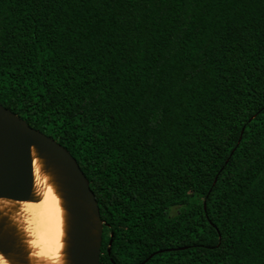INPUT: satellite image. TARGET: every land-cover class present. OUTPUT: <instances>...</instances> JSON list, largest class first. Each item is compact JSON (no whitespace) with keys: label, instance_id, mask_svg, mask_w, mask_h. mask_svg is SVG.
Listing matches in <instances>:
<instances>
[{"label":"trees","instance_id":"obj_1","mask_svg":"<svg viewBox=\"0 0 264 264\" xmlns=\"http://www.w3.org/2000/svg\"><path fill=\"white\" fill-rule=\"evenodd\" d=\"M0 104L79 164L100 264H264V0H0Z\"/></svg>","mask_w":264,"mask_h":264},{"label":"water","instance_id":"obj_2","mask_svg":"<svg viewBox=\"0 0 264 264\" xmlns=\"http://www.w3.org/2000/svg\"><path fill=\"white\" fill-rule=\"evenodd\" d=\"M33 149L66 209L65 264H100L103 221L79 164L56 140L31 128L0 104V198L37 199L32 192ZM0 253L11 264H30L29 252L17 227L2 212Z\"/></svg>","mask_w":264,"mask_h":264},{"label":"bare ground","instance_id":"obj_3","mask_svg":"<svg viewBox=\"0 0 264 264\" xmlns=\"http://www.w3.org/2000/svg\"><path fill=\"white\" fill-rule=\"evenodd\" d=\"M33 156L35 201L0 198V212L9 217L23 239L30 264H65L66 209L51 176ZM0 264H11L0 253Z\"/></svg>","mask_w":264,"mask_h":264},{"label":"rangeland","instance_id":"obj_4","mask_svg":"<svg viewBox=\"0 0 264 264\" xmlns=\"http://www.w3.org/2000/svg\"><path fill=\"white\" fill-rule=\"evenodd\" d=\"M191 201L192 202H197V203H201V201H202V197L199 195V194H192V196H191ZM176 209L174 208V209H172V214H174V213H176Z\"/></svg>","mask_w":264,"mask_h":264}]
</instances>
